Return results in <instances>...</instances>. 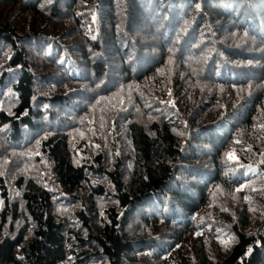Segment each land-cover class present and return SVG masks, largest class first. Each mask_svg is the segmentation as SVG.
Here are the masks:
<instances>
[{
	"label": "trees",
	"instance_id": "obj_1",
	"mask_svg": "<svg viewBox=\"0 0 264 264\" xmlns=\"http://www.w3.org/2000/svg\"><path fill=\"white\" fill-rule=\"evenodd\" d=\"M262 126L264 0H0V264H264Z\"/></svg>",
	"mask_w": 264,
	"mask_h": 264
},
{
	"label": "snow or ice",
	"instance_id": "obj_2",
	"mask_svg": "<svg viewBox=\"0 0 264 264\" xmlns=\"http://www.w3.org/2000/svg\"><path fill=\"white\" fill-rule=\"evenodd\" d=\"M93 20L95 21V17H93ZM92 38L95 39L96 37L93 36ZM169 95H170V93H169ZM262 127H264V126H262ZM229 159H231V160H237L238 158L235 156V154H230L229 155Z\"/></svg>",
	"mask_w": 264,
	"mask_h": 264
}]
</instances>
